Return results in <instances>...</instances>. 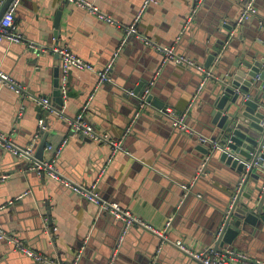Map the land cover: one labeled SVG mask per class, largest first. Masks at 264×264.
Segmentation results:
<instances>
[{
  "label": "crops",
  "instance_id": "1",
  "mask_svg": "<svg viewBox=\"0 0 264 264\" xmlns=\"http://www.w3.org/2000/svg\"><path fill=\"white\" fill-rule=\"evenodd\" d=\"M88 1L113 17L116 24L98 21L87 11L68 2L64 4L63 0L20 3L15 23L26 43L3 44L0 70L21 83L26 96L17 100L14 92L0 87V131L17 147L34 145L35 153L43 136L39 130L40 116L48 124L42 130L48 133L44 161L51 157L48 146L57 147L68 140L57 163L62 177L77 184L97 183L104 200L130 210L154 227L160 229L171 221L167 233L171 241L183 242L196 251L213 248V232L221 210L229 206V197L241 180L238 182L233 172L215 158L209 161L205 176L197 180L199 152L189 143L190 138L180 130L170 129L167 123L151 119L148 113L134 123L130 133H125L136 108L127 90L145 87L154 77L150 91L155 99L165 103L164 108L170 107L178 113L187 111L189 127L211 133L214 128L209 127L204 110L212 83L197 93L200 75L195 70L169 63L156 75L161 60L153 48L136 38L122 45L124 28L132 23L144 0ZM195 1L158 0L157 5L148 7L142 15L138 31L157 45L176 46L177 53L204 66L209 56L208 41H218L223 36L222 25L233 26L234 22L237 25L243 4L249 0H205L196 9L193 21L184 28ZM254 4L256 15L242 24L241 36L247 42L259 39V27L264 24V0H255ZM59 10L60 34L51 41L55 32L53 21ZM48 40L50 45L46 44ZM234 41L233 56L241 48V37ZM26 44L44 45L51 54L44 52L48 57L40 59L28 51ZM61 47H67L97 71L104 69L119 51L111 81L96 89V74L71 70L63 106L59 107L53 92L55 72L60 75V58L53 49ZM39 97L50 99L54 110H61L63 117L55 111L47 114L43 108L37 111L40 105L33 98ZM87 103L85 121L98 133L122 141L127 151L117 153L104 173L101 171L109 147L74 134L63 119L74 118ZM14 107L19 120L15 118ZM150 108L162 115L161 110ZM27 162L26 158L0 148V176H8L0 182V228L31 250L64 264H72L77 255V264H198L171 245L161 246L159 237L137 227L129 229L118 247L123 229L121 221L106 212L100 213L86 199L47 175H36L26 168ZM182 184L193 185L186 198ZM236 255L235 264L264 261V233L250 237L248 246ZM0 264L41 263L0 241Z\"/></svg>",
  "mask_w": 264,
  "mask_h": 264
},
{
  "label": "water",
  "instance_id": "2",
  "mask_svg": "<svg viewBox=\"0 0 264 264\" xmlns=\"http://www.w3.org/2000/svg\"><path fill=\"white\" fill-rule=\"evenodd\" d=\"M13 1L14 0L5 1L4 5L0 8V18ZM22 1L23 0H20L19 5ZM204 1L205 0L198 3V0H196L193 9H197ZM63 3L67 4L65 1H63ZM245 4L246 3L243 4L241 13ZM60 19L61 10L56 13L53 21L55 32L50 39L51 41L58 36V33L60 34ZM192 21L193 18L184 28ZM242 24H237L238 27L235 22L233 26L229 24L222 25L224 29L223 36H219L218 41L209 40L206 45L209 56L204 66L210 69L211 66L214 65L213 72L217 78L208 82L212 83L209 84V86H211V94L208 105L204 110L206 116L209 118V127L214 128L213 131L211 133L210 131H204L207 132L204 133L192 127H190L193 130L192 135L181 131L190 138L189 143L199 152L197 156L199 164L197 180L205 176L209 161L214 160L213 158L218 160V163L227 167L230 172H233V176L238 179V182L242 180V185L238 191H236V188L239 183L234 187V193L229 197V206L222 208L221 218L219 217L220 221L213 232L214 243L212 249L232 257H236L237 252L242 251L243 248L248 246L250 237H254L257 233H264V24H261L259 27V32L261 34L259 39L255 38L253 41L248 42L247 38L241 36V33L244 31V26H242ZM244 36H246V34H244ZM240 37L241 48L238 49V52L233 56L231 47L234 45V40ZM50 40L46 41V44L50 45ZM123 40L124 44H127L129 42H134L135 37L129 36L125 39L124 34ZM4 43L5 42L2 43L0 48ZM26 45L28 51L35 54L40 59L43 56H45V58L48 57L43 54L44 52H48V49L44 48V45L32 44V47L28 44ZM174 47L176 48V46ZM50 54L49 51L47 55ZM179 67L184 68V66L181 65ZM198 78V83H200L201 77L199 76ZM152 79L150 81L148 80L147 86ZM142 86L136 87L134 90L128 89L126 94L129 95V92L132 91L135 96L140 95L145 87H147ZM151 91L146 97L145 106L143 108L137 97L131 96L132 103H134L136 107L131 121L134 119L136 113H139V115L135 119V122L145 117V115H143L144 113H148L151 119L161 121L165 124L167 123V126L172 129L171 123L166 117L159 115L150 108L154 107L163 110L166 106L163 101L155 99ZM53 96L55 97V101H57V105L62 107L63 91L61 70L60 75L59 72H55ZM15 97L17 100L22 99L16 94ZM121 97L128 99L125 95H121ZM37 111H41L40 106L37 107ZM60 111L59 109L55 110L56 113ZM14 112L15 118L19 120L18 110L15 107ZM40 119L39 116V120ZM47 125L45 121V128ZM40 134L43 135L42 140L37 146L35 153L32 157L26 158L29 161L25 164L26 168L33 171H35L33 168H36L37 164H41L44 161L43 152L45 150L48 133L40 131ZM199 136L206 137L211 141H217L219 144L218 148L214 149L211 144L202 143L199 140ZM25 148L26 147L22 149ZM256 164L257 167H255ZM247 167H249V169H247ZM35 174L38 175L37 171H35ZM44 175L45 174L42 173L40 177H45ZM182 185L188 186L187 184ZM189 193L190 191L187 193L183 190V198H186ZM121 244L119 243L118 247H120ZM76 259L78 261L79 255H77Z\"/></svg>",
  "mask_w": 264,
  "mask_h": 264
},
{
  "label": "built area",
  "instance_id": "3",
  "mask_svg": "<svg viewBox=\"0 0 264 264\" xmlns=\"http://www.w3.org/2000/svg\"><path fill=\"white\" fill-rule=\"evenodd\" d=\"M6 0H0V8L4 5ZM65 2L71 3L77 8L83 9L87 11L90 15L95 17L98 21L107 23V24H116L113 17L107 15L106 13L102 12L98 7H96L92 2L88 0H63ZM203 0H198V3H201ZM20 0H14L7 10L4 12L2 17L0 18V46L3 42H8L10 44H19V43H26V39L24 35L18 30L17 25L15 23V13L16 9L19 5ZM255 0H249L239 17L238 24H242L244 22L249 21L253 16L256 15L257 10L255 7ZM158 0H144L141 8L139 9L138 13L135 15L132 23L124 28L125 39L129 36H134L136 39L143 42L146 46L153 48L159 55H160V68L156 75L160 72L161 68L166 64H173L177 66H184L188 69L195 70L201 77V82L198 86L197 93L201 92L204 86L210 81L217 79L214 70L212 68L208 69L202 64L197 63L192 58L179 54L176 51L174 46H163L157 45L149 40L145 35L141 34L138 31V24L142 18V15L145 13L148 7L151 5H157ZM196 13V9H192L190 16L187 18L186 24L191 21L194 14ZM124 44V40L122 45ZM53 52L58 54L60 58V68L62 72V91L65 94L66 92V84L68 80V76L71 70L76 71H87L96 74L97 82H96V89L99 88L103 83L110 82V73L112 70L113 63L115 62L118 52L114 54L113 58L110 62L106 65V67L100 71H97L94 66L79 57H77L70 49L67 47H61L53 49ZM154 79L149 83V85L140 93V95L135 96L132 91L129 92V95L132 97H137V99L141 103V107L145 106L146 97L150 94L151 87L154 85ZM0 85L6 87L7 89L14 92L16 95L20 97L26 96L25 88L15 80L11 75L6 74L5 72L0 70ZM91 98V97H90ZM36 103H38L46 113H51L54 110L53 106L49 102L48 98L39 97L33 98ZM88 109V103L85 104L79 114H77L74 118L68 119L63 118L68 122L72 132L76 135L86 136L92 141L103 144L109 147L110 153L106 159V163L104 168L102 169L101 173L106 171L108 165L112 162L113 157L117 153H127L124 149L122 141H115L112 140L107 134L105 133H98L94 130L92 125L88 124L85 119L84 115L86 114ZM59 116L63 117L62 111H60ZM161 114L166 117L170 123L171 127L174 129H178L182 132L192 135L193 130L187 124V111L184 113H178L172 108H164L161 110ZM139 113H136L134 119L131 121L130 125L126 129V134L130 133L132 125L135 122V119L138 117ZM45 129V123L42 119L39 120V130L42 131ZM38 135L36 136V138ZM199 140L202 143H209L212 145L214 149L218 148L219 144L217 141H211L210 139L199 136ZM68 140L62 141V143L57 146H48L47 150L50 152L51 157L43 161L41 164H37L36 168H33L37 171L38 175L40 176L42 173L47 175L52 180L58 182L62 187L71 190L72 193L78 195L81 198L86 199L89 203L94 205L100 213H108L111 215L115 220L121 221L123 223L122 234L119 238V243L123 241L124 236L129 231L131 227H137L144 231L151 233L154 236H157L161 239V246L163 245H171L175 247L180 253L183 255L193 259L198 264H235L236 257L229 256L227 254H223L221 252L214 251L212 248H208L204 251H196L193 250L190 246L184 244L180 241H171L167 233L171 226V221L165 222L162 228L154 227L153 225L147 223L146 221L142 220L141 218L134 216L130 210L118 206L112 202L104 200L100 194L98 193L97 183H93L90 185H83L73 183L69 179H65L61 176L57 169V163L59 157L61 156L64 147L67 145ZM0 148L4 149L12 153L15 156L28 158L32 157L34 154L33 145L22 149L17 147L13 144L11 139L4 133L0 131ZM257 167V164L255 165ZM249 169V167H247ZM8 176L2 175L0 176V182L6 181ZM242 185V180L239 182L237 186L238 191L240 186ZM193 185L190 184L189 186L182 185V188L185 192L190 191V187ZM0 241L6 242L10 245L13 251L19 252L33 261L41 264H64L59 259H52L48 258L41 253L35 252L27 247L19 238L6 233L2 228H0ZM245 260V257L240 256ZM77 259L72 264H77ZM246 264H264V261L256 260V261H246Z\"/></svg>",
  "mask_w": 264,
  "mask_h": 264
}]
</instances>
